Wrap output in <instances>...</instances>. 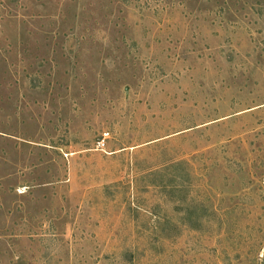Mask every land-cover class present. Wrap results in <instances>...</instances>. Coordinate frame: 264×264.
Masks as SVG:
<instances>
[{"label":"rangeland","instance_id":"obj_1","mask_svg":"<svg viewBox=\"0 0 264 264\" xmlns=\"http://www.w3.org/2000/svg\"><path fill=\"white\" fill-rule=\"evenodd\" d=\"M0 264H264V0H0Z\"/></svg>","mask_w":264,"mask_h":264},{"label":"built area","instance_id":"obj_2","mask_svg":"<svg viewBox=\"0 0 264 264\" xmlns=\"http://www.w3.org/2000/svg\"><path fill=\"white\" fill-rule=\"evenodd\" d=\"M98 148H102L103 147V143L101 142V143H98Z\"/></svg>","mask_w":264,"mask_h":264}]
</instances>
